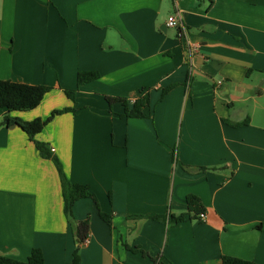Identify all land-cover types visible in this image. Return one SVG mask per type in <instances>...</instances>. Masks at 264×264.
I'll return each instance as SVG.
<instances>
[{
	"label": "crops",
	"instance_id": "0c3cea01",
	"mask_svg": "<svg viewBox=\"0 0 264 264\" xmlns=\"http://www.w3.org/2000/svg\"><path fill=\"white\" fill-rule=\"evenodd\" d=\"M80 72L101 77L78 88ZM0 80L51 88L11 117L76 110L36 140L113 216L111 228L94 200L74 204L77 220L90 217L81 264H264V0H0ZM147 91L144 118L106 99L132 107ZM189 195L205 220L171 224ZM64 206L54 162L21 128L0 127V255L27 261L40 248L45 264H74Z\"/></svg>",
	"mask_w": 264,
	"mask_h": 264
},
{
	"label": "trees",
	"instance_id": "16d2710c",
	"mask_svg": "<svg viewBox=\"0 0 264 264\" xmlns=\"http://www.w3.org/2000/svg\"><path fill=\"white\" fill-rule=\"evenodd\" d=\"M213 1V0H212ZM101 75L98 72H80L78 73L77 86L78 88L94 82L100 79ZM51 92V88L47 86H32L7 80H0V111L5 110L6 114L4 116L3 122L0 127H13L17 126L21 128L29 137V139L34 142L37 150L44 159L52 160L56 165L58 172L61 177L63 196L65 201L64 212L65 216L72 226L73 233L76 240V250L74 253V264H81L80 258V248L81 245L85 244L89 238L90 234V217L85 220H77L74 216L73 206L74 204L82 199H92L98 206L101 219L107 223L111 228H113V216L104 213L100 210L99 202L97 197L90 191V189L81 184L72 183L64 173L63 167L60 160L55 155L53 149L49 144L40 142L36 140L37 135H39L44 128L57 116L75 112L74 108H65L63 110L54 111L51 116L46 119H36L31 122H25L20 118L11 117L14 112H26L32 111L39 107L43 102L47 94ZM169 90L163 92L161 100L167 95ZM76 91H66V95L75 101ZM107 102L111 107L115 104L120 103L125 108L123 117L126 118H144L146 117L145 109L150 105V92L147 91L141 98L137 99L133 106L128 105V101L122 98L116 97H106ZM174 157V154H173ZM202 170H205L201 168ZM188 212L187 214H182L180 216H169V222L174 225L184 223L188 220H202L201 216L206 213V208L202 204L201 199L196 195H189L187 197ZM155 219L160 220V217H155ZM257 229L262 230L263 226H258ZM128 248V247H127ZM130 250V248H128ZM131 251L135 253H141L145 257H150L149 254L142 250V248H135ZM156 264H164L159 259L154 260ZM0 264H45V257L43 251L40 248H35L32 250L31 255L27 261H18L9 257L0 255ZM221 264H257L253 261L242 260L235 257L223 256Z\"/></svg>",
	"mask_w": 264,
	"mask_h": 264
},
{
	"label": "built area",
	"instance_id": "2783aa9c",
	"mask_svg": "<svg viewBox=\"0 0 264 264\" xmlns=\"http://www.w3.org/2000/svg\"><path fill=\"white\" fill-rule=\"evenodd\" d=\"M167 26L169 28H179L180 27L182 37L186 38L185 40L188 43V45L190 44L189 40H188V37H187L186 28L179 22V20H178L176 15H172V16L169 17L168 22H167ZM189 53L192 56L193 49L191 47L189 48ZM222 84H223L222 82H219L218 86L220 87ZM205 218H206L205 214L201 216L202 221L205 220Z\"/></svg>",
	"mask_w": 264,
	"mask_h": 264
},
{
	"label": "water",
	"instance_id": "95a60500",
	"mask_svg": "<svg viewBox=\"0 0 264 264\" xmlns=\"http://www.w3.org/2000/svg\"><path fill=\"white\" fill-rule=\"evenodd\" d=\"M13 127H15V126H13Z\"/></svg>",
	"mask_w": 264,
	"mask_h": 264
}]
</instances>
